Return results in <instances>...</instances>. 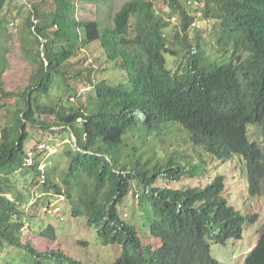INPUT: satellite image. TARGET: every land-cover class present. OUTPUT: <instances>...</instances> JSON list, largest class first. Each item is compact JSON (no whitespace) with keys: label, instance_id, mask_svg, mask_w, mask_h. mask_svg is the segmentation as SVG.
Wrapping results in <instances>:
<instances>
[{"label":"trees","instance_id":"trees-1","mask_svg":"<svg viewBox=\"0 0 264 264\" xmlns=\"http://www.w3.org/2000/svg\"><path fill=\"white\" fill-rule=\"evenodd\" d=\"M167 3L172 16L166 18L154 0H131L119 10L114 0H54L49 7L37 0H0V245L25 252L28 264H84L23 242L28 227H42V236L57 239L51 225L35 226L39 195L48 204L50 195L63 198L72 218H85L96 229L99 244L121 246L113 264H224L212 255V245L243 239L246 224L256 222L257 215L244 216L229 203L224 176L204 188L170 186L204 173L201 156L199 163L184 155L163 162L150 148L176 129L185 131L211 157H238L248 171L250 194L261 193L264 149L251 140L250 128L264 129V0ZM11 8L24 16L19 35L33 66L22 93L4 84L9 27L18 20L9 15ZM192 10L213 22L211 40L198 32L191 40L198 29ZM174 16L180 22L173 26ZM95 43L108 66L77 69L74 60ZM117 71L122 78L115 79ZM71 83L90 91L79 107L53 96L60 85L73 91ZM55 129L73 138L64 152L68 164L61 171L42 170L47 151L37 149L35 134ZM31 176L30 197L24 184ZM133 190L142 224L157 245L146 243L122 215ZM244 264H264V227Z\"/></svg>","mask_w":264,"mask_h":264},{"label":"rangeland","instance_id":"rangeland-1","mask_svg":"<svg viewBox=\"0 0 264 264\" xmlns=\"http://www.w3.org/2000/svg\"><path fill=\"white\" fill-rule=\"evenodd\" d=\"M43 2L45 7L53 4L54 0H37ZM131 0H114L116 10H119L122 5ZM188 0H181L182 6L186 7ZM191 1V0H190ZM156 9L164 17L172 16L171 9L168 7L167 0H154ZM24 12H28V6L22 7ZM191 9V8H187ZM200 10V9H199ZM192 10L198 13L195 24L197 25L196 31L190 34L191 40L195 39L196 32L198 36L210 39V34H213V22L202 20L201 11ZM9 15L18 18L17 22L14 21L9 27V32L12 35V51L10 54V67L5 74L4 84L8 91L22 93L30 84V79L33 72V66L25 56L22 50L20 40V31L24 27V16L18 14V10L11 8L8 11ZM174 16L171 24L177 25L180 20ZM102 52L100 43L93 44L89 49L82 51L77 59H75V67L77 69L82 66L102 64L103 68L108 65L104 62V57H97ZM171 65H177V62L170 59ZM111 67V66H110ZM95 68V67H94ZM100 75L102 73H99ZM122 71H117L115 79L122 78ZM73 91L68 92L63 86L55 88L53 96L56 102L60 98L71 101V104L81 106L84 102L81 96L88 94L89 89H84L82 83L73 84ZM77 94V97H75ZM75 97V98H74ZM5 124V114L0 113V131ZM31 130V129H30ZM33 130V129H32ZM37 141L40 143L37 146L39 151L45 150L40 147V144L46 143L48 148L47 153L43 156L41 169L46 167H58L63 170L67 167L68 159L65 156V151L72 145L71 133L63 129H55L46 132L44 130H37L35 134ZM66 138V139H65ZM72 138V139H71ZM250 138L253 141H258L264 149V129L251 127ZM71 139V140H70ZM30 145H27L29 152ZM151 152L160 157L163 162L172 157H179L184 155L188 160L199 163L200 156L202 161L207 165L206 171L194 178H184L181 182L170 184L171 187L177 189L188 188H204L210 184L217 176H224L226 184L225 196L228 198L229 203L239 210L242 215H257L256 222H248L246 224L243 239L238 241H228L225 246L212 245V255L221 263L224 264H244L250 251L256 246L259 241L261 230L264 227V182L261 187V193L258 195H251L249 192L250 184L248 179V171L244 164L240 163L238 157L226 162H222L214 157L208 155L203 149L195 148L191 142L190 136L185 131L176 129L174 133L167 137V141L152 142ZM33 177L29 181H25L24 191L27 196H33L31 191ZM135 190H133L126 198L123 207H121L122 215L125 220L133 222L140 230L141 236L146 243H153L157 245V240L151 235L149 229L143 226V219L139 215L140 208L137 207L139 201L135 197ZM41 200H35L34 205V218L37 217L38 224L35 226L51 225L55 228L57 239L52 240L42 236V227L32 229L28 227L23 233V242L31 243L40 252L46 251H61L70 257L80 260L84 264H113L116 259L121 255L122 248L118 245H110L104 247L99 244L97 239V232L94 227H90L85 218L74 219L71 217L70 204L63 200L61 197L50 195V203L48 198L44 200L39 195ZM43 201V203H42ZM139 203V202H138ZM61 208L57 212V208ZM139 216V217H136ZM38 230V231H37ZM87 244V245H85ZM32 259L25 252L10 247L9 244L3 243L0 245V264H28Z\"/></svg>","mask_w":264,"mask_h":264},{"label":"built area","instance_id":"built-area-1","mask_svg":"<svg viewBox=\"0 0 264 264\" xmlns=\"http://www.w3.org/2000/svg\"><path fill=\"white\" fill-rule=\"evenodd\" d=\"M40 147L43 148V149H45V150L49 149V150L51 151V148H48L47 145H46V143H42V144H40ZM56 211H57V212H60V211H61V208H60V207L57 208Z\"/></svg>","mask_w":264,"mask_h":264}]
</instances>
